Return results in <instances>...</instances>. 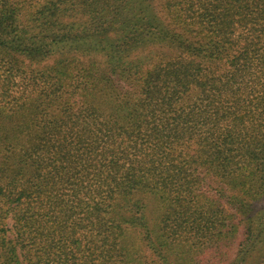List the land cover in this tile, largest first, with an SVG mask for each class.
<instances>
[{
    "label": "trees",
    "instance_id": "1",
    "mask_svg": "<svg viewBox=\"0 0 264 264\" xmlns=\"http://www.w3.org/2000/svg\"><path fill=\"white\" fill-rule=\"evenodd\" d=\"M0 70V264H264V0H0Z\"/></svg>",
    "mask_w": 264,
    "mask_h": 264
},
{
    "label": "rangeland",
    "instance_id": "2",
    "mask_svg": "<svg viewBox=\"0 0 264 264\" xmlns=\"http://www.w3.org/2000/svg\"><path fill=\"white\" fill-rule=\"evenodd\" d=\"M162 52H163L162 54H174L175 53L174 50H162ZM87 58H88V56H84L83 61H86ZM89 58H91V57H89ZM20 60L23 61V63L25 65L29 64L28 59L20 58ZM52 60H53V57H50L46 61H43L41 65H44L45 63H51ZM37 66H39V65H37ZM26 69H28V67ZM1 72L2 71L0 70V73ZM98 103L101 104L100 101H98ZM96 104H97V102H96ZM103 108H104V106H103ZM214 186L215 185H213L212 187H214ZM211 192H214V191H211ZM140 198L142 199L143 203L145 204V215L147 216V219L149 220L150 225L155 226L156 224H159L158 232H161L160 228L163 224L161 222H159L158 220L160 219V214L163 211L162 204L160 203V201L156 197H154L151 194H147V193L142 194L141 193ZM263 203H264V199H263ZM261 205H264V204H261V202H259L258 206L260 207ZM225 207L231 208V205H227ZM139 233L141 234V229H129L126 231V235H128L131 239H134L135 243L137 245H139V246H137L139 248V252L137 254V257L143 258V261H146L145 264H151L153 258L155 260H157L156 259L157 255L155 254V252L151 248L145 247V249H144L143 246H140V244L136 241V239H140ZM237 235L238 234H236V236ZM237 242H238V240L236 238H234L233 240L229 241L228 246H227V244L222 246L224 259H221L220 261H218L217 255L213 251L214 249L211 251L208 250L206 252H203V254L201 252L195 253L194 251H190L189 260L193 259V261H196L197 264H199L201 259H203V262H201L203 264H227L228 263L227 261L231 260L235 255V252L237 250V247H236ZM228 247L230 248V250ZM180 250L182 251V249H180ZM180 250H175V251L171 252V253H173V255L171 257L172 263L178 264V260L175 257V255L176 254L180 255L181 254ZM181 256L183 257V254H181ZM185 256L187 257V255H185ZM223 262H227V263H223ZM181 263H183L182 260H181ZM161 264H163V263H161Z\"/></svg>",
    "mask_w": 264,
    "mask_h": 264
}]
</instances>
